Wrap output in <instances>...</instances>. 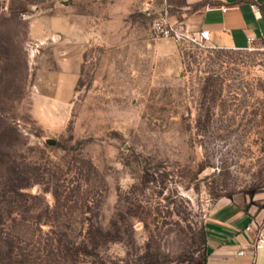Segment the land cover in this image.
<instances>
[{"label":"rangeland","instance_id":"374dc122","mask_svg":"<svg viewBox=\"0 0 264 264\" xmlns=\"http://www.w3.org/2000/svg\"><path fill=\"white\" fill-rule=\"evenodd\" d=\"M69 1L0 0V264H205L215 206L264 190V43ZM84 13L105 31L61 41Z\"/></svg>","mask_w":264,"mask_h":264},{"label":"crops","instance_id":"0c3cea01","mask_svg":"<svg viewBox=\"0 0 264 264\" xmlns=\"http://www.w3.org/2000/svg\"><path fill=\"white\" fill-rule=\"evenodd\" d=\"M60 1L65 12L73 8L74 2ZM116 1L109 0L113 13L118 7ZM122 5L124 14L137 7L156 15L168 9L173 23H180L193 33L209 31L211 45L218 48L245 49L250 46V38L255 43H264V0H123ZM112 17L106 23L108 38L113 37L116 28V16ZM57 20L54 18L50 23ZM78 20L82 23L92 20L96 24L83 26ZM99 20L85 13L77 14L76 20L60 17L59 37L61 41H91L105 31ZM261 232H264V190L252 198L219 202L206 226L205 264H264V247L253 248Z\"/></svg>","mask_w":264,"mask_h":264},{"label":"built area","instance_id":"2783aa9c","mask_svg":"<svg viewBox=\"0 0 264 264\" xmlns=\"http://www.w3.org/2000/svg\"><path fill=\"white\" fill-rule=\"evenodd\" d=\"M69 1V0H66ZM225 8L224 10H226ZM151 36L154 40H173L178 43H194L200 45H210L211 36L209 31L200 30L197 33L189 31L185 26L180 23H173L170 20L168 9L163 10L154 19L151 26ZM249 44L255 43L254 38L249 39ZM264 247V232H261L257 237L253 248L256 250ZM242 254V252H241Z\"/></svg>","mask_w":264,"mask_h":264}]
</instances>
